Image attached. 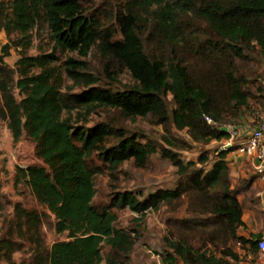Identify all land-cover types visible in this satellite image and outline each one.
<instances>
[{
	"label": "trees",
	"instance_id": "16d2710c",
	"mask_svg": "<svg viewBox=\"0 0 264 264\" xmlns=\"http://www.w3.org/2000/svg\"><path fill=\"white\" fill-rule=\"evenodd\" d=\"M42 27L53 52L28 56L33 33ZM0 28L9 41L0 51V119L14 142L24 134L30 138L44 163L18 169L16 182L55 217L56 233L67 235L47 248L42 215L16 205L0 241V260L11 262L28 244L31 264H129L136 240L117 228V212L162 209L186 216L166 222V264H239L237 248L248 246L257 255L261 237L239 235L246 207L233 187L229 153L185 163L173 150L170 128L187 130L195 143L208 145L228 137L224 128L238 127L257 100L245 70L257 59L264 63V0H116L92 13L84 0H0ZM12 48L19 54L14 68L6 63ZM58 52L94 53L104 76L114 81L127 71L134 85L123 91L100 86L101 74L73 58L60 64ZM65 78L86 90L63 92ZM257 91L263 104V88ZM100 109L126 118L150 116L163 125L167 147L160 152L179 178L173 189L143 201L116 193L109 205L95 206L96 177L108 172L116 179L127 162L145 169L158 153L157 146L113 124L87 129L72 123L73 111L85 122ZM3 208L0 202V214ZM104 245L110 248L105 262Z\"/></svg>",
	"mask_w": 264,
	"mask_h": 264
},
{
	"label": "rangeland",
	"instance_id": "374dc122",
	"mask_svg": "<svg viewBox=\"0 0 264 264\" xmlns=\"http://www.w3.org/2000/svg\"><path fill=\"white\" fill-rule=\"evenodd\" d=\"M116 0H84L85 9L92 13L98 9H106L109 4ZM15 37V36H13ZM9 43L5 32L0 28V51L1 48ZM54 43L51 41L48 31L41 28L33 33L32 47L28 50V56H40L53 52ZM60 64L69 58L86 62L89 65L91 73L101 74L103 82L100 86L112 88L113 90L123 91L127 87L133 86L134 81L127 71L120 73L116 80H111L102 74L103 63L91 53L88 57H81L78 53H61ZM19 60V54L15 49H11L10 56L6 59V63L14 68ZM246 73L251 76L250 89L257 97V100L251 101V108L244 111L242 119L236 122L238 127L252 128L257 121L260 108L263 106L260 100V93L257 89L263 88L264 93V63L257 59L256 64H250L246 68ZM85 87H80L73 81L65 78L63 92L71 94H80ZM18 95V93H16ZM18 100L20 98L17 96ZM169 106L174 109L172 96L168 97ZM84 113V112H83ZM84 115V114H83ZM72 123L79 128H92L100 123L113 124L124 129L131 135H136L138 140L143 144L151 143L158 147V153L155 154L145 169H138L133 163L127 162L121 167L118 177L111 178L108 172L96 177L95 189L96 196L94 204L97 207L107 206L111 203L116 193H133L141 201L148 198L151 194L160 190L173 189L179 178L176 175V168L167 160L162 158L161 148L167 147L164 142L166 136L165 128L157 120L152 117L126 118L117 111L100 109L90 115L85 121L78 116V111L71 114ZM172 136L175 139L177 148L173 149L178 153L185 162H197L202 155H207L208 159L213 161L218 152H220L221 143L213 142L208 145L195 143L189 136L187 130L178 131L171 127ZM185 143L186 149H180ZM240 157H231V178L233 187L240 191V197L243 205L246 207V201L250 200L257 205L254 213L262 215L264 211L260 206L255 195L262 188L259 184H248V179H243L235 171L232 165L238 161ZM96 165L102 166L99 159L94 158ZM34 166H44L42 160L36 155V144L24 134L18 142H14L11 132L8 129V123L0 119V202L3 205V212L0 214V241L6 236L10 223L14 218V207L22 206L28 211H36L43 217V224L40 227L42 239L50 248L54 243L65 241L67 235H58L55 230V217L31 195L30 190L25 184L16 182V173L18 169L27 170ZM246 210V209H245ZM246 212V211H245ZM118 229L128 230L133 233L136 240L133 252L130 255L129 264H166V243L169 230L166 222L168 219H182L184 213L171 215L162 209L158 212L148 211L144 215L132 213L129 210L119 211ZM258 220V219H257ZM259 225L249 227L247 230V239L257 240L258 237H264V221L258 220ZM250 246L245 251H240L242 259L239 264H254L256 255L249 251ZM104 262L110 254V248L103 246ZM0 264H31V250L28 244H24L21 251L15 253L11 262L0 260ZM177 264H181L178 262Z\"/></svg>",
	"mask_w": 264,
	"mask_h": 264
},
{
	"label": "built area",
	"instance_id": "2783aa9c",
	"mask_svg": "<svg viewBox=\"0 0 264 264\" xmlns=\"http://www.w3.org/2000/svg\"><path fill=\"white\" fill-rule=\"evenodd\" d=\"M207 122L210 125L213 124L210 118H207ZM227 129L229 135L220 141V152L229 153V164L232 163L231 157L233 156L244 158L251 163L256 179L264 185V104L260 108L254 127H228ZM256 243L258 253L254 264H264V237L257 240Z\"/></svg>",
	"mask_w": 264,
	"mask_h": 264
},
{
	"label": "crops",
	"instance_id": "0c3cea01",
	"mask_svg": "<svg viewBox=\"0 0 264 264\" xmlns=\"http://www.w3.org/2000/svg\"><path fill=\"white\" fill-rule=\"evenodd\" d=\"M232 166L235 167V171L240 177H242L243 179H248V183H253L255 181L256 184L262 186V188L257 191L255 198L258 200L260 206L264 209V185L260 181H258V179H256L253 165L246 161L244 158H239L238 161L235 162ZM254 204L250 200L246 201V212L243 216L245 226L239 231V235L245 238H247V230L249 227L258 226L259 219H261V222L264 221V211L262 212V215H257L256 213H254L253 211H255V208L258 207Z\"/></svg>",
	"mask_w": 264,
	"mask_h": 264
},
{
	"label": "water",
	"instance_id": "95a60500",
	"mask_svg": "<svg viewBox=\"0 0 264 264\" xmlns=\"http://www.w3.org/2000/svg\"><path fill=\"white\" fill-rule=\"evenodd\" d=\"M223 131L228 132V129L227 128H224Z\"/></svg>",
	"mask_w": 264,
	"mask_h": 264
}]
</instances>
